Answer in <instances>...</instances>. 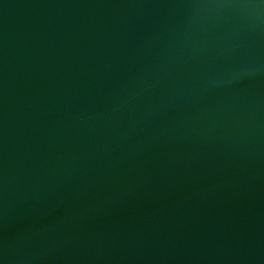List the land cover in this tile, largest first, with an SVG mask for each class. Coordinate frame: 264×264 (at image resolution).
<instances>
[{"label": "water", "instance_id": "1", "mask_svg": "<svg viewBox=\"0 0 264 264\" xmlns=\"http://www.w3.org/2000/svg\"><path fill=\"white\" fill-rule=\"evenodd\" d=\"M0 264H264V0H0Z\"/></svg>", "mask_w": 264, "mask_h": 264}]
</instances>
